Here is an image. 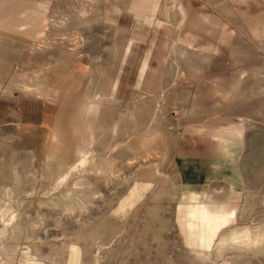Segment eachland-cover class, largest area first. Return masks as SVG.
<instances>
[{"label": "rangeland", "instance_id": "1", "mask_svg": "<svg viewBox=\"0 0 264 264\" xmlns=\"http://www.w3.org/2000/svg\"><path fill=\"white\" fill-rule=\"evenodd\" d=\"M47 1L0 39V264H264V4Z\"/></svg>", "mask_w": 264, "mask_h": 264}, {"label": "crops", "instance_id": "2", "mask_svg": "<svg viewBox=\"0 0 264 264\" xmlns=\"http://www.w3.org/2000/svg\"><path fill=\"white\" fill-rule=\"evenodd\" d=\"M233 4L240 3L244 0H229ZM259 4H264V0H257ZM41 4V5H39ZM46 4V7L43 11V5ZM237 7V6H236ZM49 9V3L47 0H0V39L6 41H23L26 44H36L39 41L44 39L45 35V27L37 26L39 20L43 14H46L47 19V11ZM40 10L38 13H34L35 11ZM206 15V14H204ZM40 16V17H39ZM211 19L214 17L208 15ZM39 18V19H38ZM30 21L32 23H30ZM218 25H223L226 29L227 36L230 35L229 29L223 24L221 21L217 20ZM35 24V25H34ZM34 25V26H33ZM29 26V27H28ZM218 26V27H219ZM220 34V33H219ZM222 36V34H221ZM227 36L225 38H216L212 39L213 42L215 40V46L217 47V41H225L227 40ZM198 40V37L196 41ZM23 44V43H22ZM25 46V45H24ZM127 52V50H124ZM117 77L110 76L109 80L105 81L106 89L108 88L109 92H116L118 83ZM154 86V84H152ZM26 115V104L19 100H14L13 98H8L5 100H0V134L3 130L9 128L14 129L15 127H25L27 124L22 123L25 120ZM8 118V119H7ZM51 118L53 120L60 122L59 119L55 116H51L50 112L46 113V110L42 112L41 121L43 122V126L49 128L51 123ZM7 119V120H5ZM9 122V123H6ZM15 122V123H13ZM57 126V125H56ZM239 124H229L228 128L231 129H239ZM56 132V140L58 137L60 138V134L63 136L67 130V126H64L58 130L57 127L54 128ZM222 129L216 130L215 133L219 135H223L227 137H239V135H233L230 133L220 134L219 132ZM54 135V134H53ZM59 145V144H58Z\"/></svg>", "mask_w": 264, "mask_h": 264}, {"label": "bare ground", "instance_id": "3", "mask_svg": "<svg viewBox=\"0 0 264 264\" xmlns=\"http://www.w3.org/2000/svg\"><path fill=\"white\" fill-rule=\"evenodd\" d=\"M40 10L38 11H35L34 13H38ZM30 23H32L30 21ZM35 25V24H34ZM33 25V26H34ZM29 27V26H28ZM87 109L84 110V112H86ZM85 118V117H84ZM229 126V125H228ZM220 134H227V133H230V134H233V135H239L240 134V127L239 129H232V132H231V129H229L228 127L227 128H224L222 129V131L219 132ZM183 209V207L181 208ZM196 214H198L199 216V219L201 221H204L206 223V226H207V231H208V238L209 240L213 237V233L218 229L219 227V218H218V215L215 211H211L209 209V207L206 209V210H203V211H198L196 212Z\"/></svg>", "mask_w": 264, "mask_h": 264}]
</instances>
